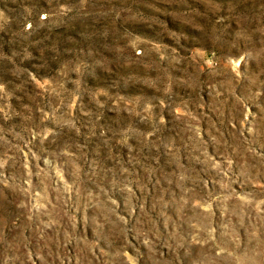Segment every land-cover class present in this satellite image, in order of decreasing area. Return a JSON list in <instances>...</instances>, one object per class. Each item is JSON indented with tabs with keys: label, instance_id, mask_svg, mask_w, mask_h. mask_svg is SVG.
I'll return each mask as SVG.
<instances>
[{
	"label": "rangeland",
	"instance_id": "rangeland-1",
	"mask_svg": "<svg viewBox=\"0 0 264 264\" xmlns=\"http://www.w3.org/2000/svg\"><path fill=\"white\" fill-rule=\"evenodd\" d=\"M0 264H264V0H0Z\"/></svg>",
	"mask_w": 264,
	"mask_h": 264
}]
</instances>
